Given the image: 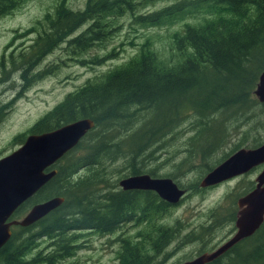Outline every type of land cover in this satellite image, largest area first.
<instances>
[{
	"label": "trees",
	"instance_id": "1",
	"mask_svg": "<svg viewBox=\"0 0 264 264\" xmlns=\"http://www.w3.org/2000/svg\"><path fill=\"white\" fill-rule=\"evenodd\" d=\"M26 1L0 0V18ZM164 1L169 0H85L74 10L59 0L52 14L45 15V28L20 56L23 81L33 76L26 74L28 68L58 46L81 56L103 44L124 16L141 27L171 25L185 18L197 22L183 24L174 34L173 51L166 59L150 44H141L132 58L66 94L27 130V135H38L85 118L94 127L48 169H54L55 175L13 212L10 220H17L33 204L62 199L30 226L11 227L0 248V264H61L80 247L82 232L104 236L124 225L138 230L131 237L119 238L115 264H160L156 257L177 234L175 227L163 222L170 205L150 191L119 189V179L144 173L153 177L152 171L143 169L152 158L150 147L163 134L171 135L184 116H191L192 126L196 122L197 127L188 139L196 142L191 152L196 149L207 158L218 147L224 130L214 116L229 120L246 115L252 119L253 111L264 115V102L258 103L253 96L257 77L264 70V0H175L142 13ZM104 59L94 57L91 63L99 65ZM2 63L3 59L0 69ZM24 139L17 135L12 143L20 146ZM263 142L264 138L254 141L247 149ZM242 147L246 148L235 146L229 153ZM118 161L124 163V172H109ZM218 161L205 167L204 175ZM252 188L251 183L242 195ZM188 190L202 191L198 185ZM235 212L225 216L231 231ZM41 241L46 245L36 250ZM207 264H264V218L250 237Z\"/></svg>",
	"mask_w": 264,
	"mask_h": 264
},
{
	"label": "rangeland",
	"instance_id": "2",
	"mask_svg": "<svg viewBox=\"0 0 264 264\" xmlns=\"http://www.w3.org/2000/svg\"><path fill=\"white\" fill-rule=\"evenodd\" d=\"M58 1L28 0L11 14L0 18V60L3 59L0 69V158L19 147L12 143L15 136L26 137L32 124L59 103L66 94L82 86L88 79L126 62L137 53L141 44H150L151 49L166 59L173 51L174 34L181 30L183 24L197 22L185 18L171 25L141 27L133 24L129 16H124L120 18L119 28L103 44L81 56L70 53L63 45L58 46L31 65L26 74L32 73L33 76L29 81H23L20 78V56L28 52V46L36 37V33L45 28L44 17L52 14ZM173 1L175 0L154 3L142 13L152 12ZM63 2L69 8L77 10L83 6L85 0ZM94 57L105 59L99 65H94L91 63ZM79 58L83 59L81 63L77 62ZM27 67L28 65L24 68ZM252 113V119L246 115L244 118L217 120V116H214V122H221L224 130L218 147L207 158L206 155L202 157L201 152L196 149L191 152L196 142L194 139H188L193 137L197 129L196 122L192 126L191 116L182 117L185 119L171 135L163 134L159 141L150 147L152 158L150 162L147 160L143 169L152 171L151 178L170 179L185 192L176 204L170 205L163 218L167 227H175L177 234L156 257V262L179 264L191 260L196 255L214 250L233 235L234 227L231 231L225 216L236 210V199L243 196L251 183L254 185V178L264 165H259L242 176L202 188L200 192L188 189L199 184L205 167L220 161L226 154L230 155L229 152L235 146L244 145L248 148L254 141L263 140L264 115H259V111ZM81 153L83 152L79 151V154ZM124 170V163L118 161L110 166L109 172L122 174ZM36 204L31 205L29 209ZM215 217H218V220L213 222L212 218ZM137 230L135 226L124 225L110 235L98 236L82 232L78 238L80 247L71 258L63 260L61 264H115L119 238L131 237ZM45 245V241H41L36 250ZM201 248L204 251L199 252Z\"/></svg>",
	"mask_w": 264,
	"mask_h": 264
},
{
	"label": "water",
	"instance_id": "3",
	"mask_svg": "<svg viewBox=\"0 0 264 264\" xmlns=\"http://www.w3.org/2000/svg\"><path fill=\"white\" fill-rule=\"evenodd\" d=\"M253 96L264 102V70L257 77ZM93 127L89 119H80L53 131L27 135L23 143L0 158V248L10 236L13 226L27 227L57 208L61 198L53 197L32 206L19 220H10L13 212L35 194L56 173L48 170ZM264 165V142L251 149L240 148L207 172L199 188H208L248 173ZM118 188L153 192L169 205L176 204L185 194L168 178H151L145 174L128 176L117 182ZM233 235L214 250L199 254L180 264H207L239 241L250 237L264 218V166L254 178L253 188L236 199Z\"/></svg>",
	"mask_w": 264,
	"mask_h": 264
},
{
	"label": "flooded vegetation",
	"instance_id": "4",
	"mask_svg": "<svg viewBox=\"0 0 264 264\" xmlns=\"http://www.w3.org/2000/svg\"><path fill=\"white\" fill-rule=\"evenodd\" d=\"M245 149H247V148H245ZM256 168V167H255ZM252 170V169H251ZM246 174V173H245ZM244 175V174H243ZM242 176V175H241ZM239 177V176H238ZM186 261H188V260H186ZM182 263V262H181ZM180 264V263H179Z\"/></svg>",
	"mask_w": 264,
	"mask_h": 264
},
{
	"label": "bare ground",
	"instance_id": "5",
	"mask_svg": "<svg viewBox=\"0 0 264 264\" xmlns=\"http://www.w3.org/2000/svg\"><path fill=\"white\" fill-rule=\"evenodd\" d=\"M94 128V127H93ZM22 228V227H21Z\"/></svg>",
	"mask_w": 264,
	"mask_h": 264
}]
</instances>
